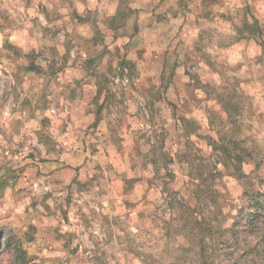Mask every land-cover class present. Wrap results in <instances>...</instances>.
<instances>
[{"label": "clouds", "instance_id": "clouds-1", "mask_svg": "<svg viewBox=\"0 0 264 264\" xmlns=\"http://www.w3.org/2000/svg\"><path fill=\"white\" fill-rule=\"evenodd\" d=\"M0 264H264V0H0Z\"/></svg>", "mask_w": 264, "mask_h": 264}]
</instances>
